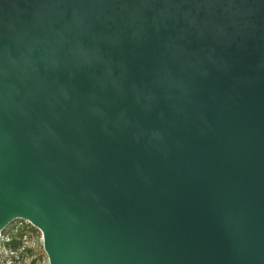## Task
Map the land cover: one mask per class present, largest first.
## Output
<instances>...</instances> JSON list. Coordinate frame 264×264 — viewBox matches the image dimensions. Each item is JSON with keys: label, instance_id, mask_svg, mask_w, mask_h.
Returning <instances> with one entry per match:
<instances>
[{"label": "water", "instance_id": "obj_1", "mask_svg": "<svg viewBox=\"0 0 264 264\" xmlns=\"http://www.w3.org/2000/svg\"><path fill=\"white\" fill-rule=\"evenodd\" d=\"M48 264H264V0H0V233Z\"/></svg>", "mask_w": 264, "mask_h": 264}, {"label": "rangeland", "instance_id": "obj_2", "mask_svg": "<svg viewBox=\"0 0 264 264\" xmlns=\"http://www.w3.org/2000/svg\"><path fill=\"white\" fill-rule=\"evenodd\" d=\"M21 225H27V223L17 221L11 226L12 228H17L21 227ZM9 228L10 226L5 231ZM26 235L30 247L26 248V250L20 254L17 252H8L5 247H3V243L8 239V232L0 233V264H48L47 257L42 248V243L40 242V233L36 234V232L28 230Z\"/></svg>", "mask_w": 264, "mask_h": 264}, {"label": "trees", "instance_id": "obj_3", "mask_svg": "<svg viewBox=\"0 0 264 264\" xmlns=\"http://www.w3.org/2000/svg\"><path fill=\"white\" fill-rule=\"evenodd\" d=\"M28 230L34 231L36 232V234H39L29 224L21 225V227H17V228H12V226H10V228L7 231H4V233L8 232V239L5 243H3V247H5V249L8 252H15V253L17 252L22 254V252H20V248L22 246L23 238L27 237L26 232Z\"/></svg>", "mask_w": 264, "mask_h": 264}, {"label": "built area", "instance_id": "obj_4", "mask_svg": "<svg viewBox=\"0 0 264 264\" xmlns=\"http://www.w3.org/2000/svg\"><path fill=\"white\" fill-rule=\"evenodd\" d=\"M40 242L42 243V238L40 236ZM30 247L29 243H28V239L27 237H24L22 240V246L20 248V252H23L26 250V248Z\"/></svg>", "mask_w": 264, "mask_h": 264}]
</instances>
